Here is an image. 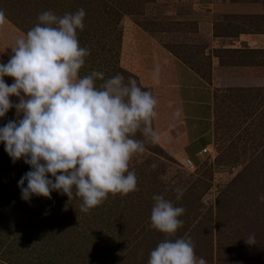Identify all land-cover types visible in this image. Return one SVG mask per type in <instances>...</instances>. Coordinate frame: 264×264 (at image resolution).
I'll list each match as a JSON object with an SVG mask.
<instances>
[{"label": "rangeland", "instance_id": "rangeland-1", "mask_svg": "<svg viewBox=\"0 0 264 264\" xmlns=\"http://www.w3.org/2000/svg\"><path fill=\"white\" fill-rule=\"evenodd\" d=\"M81 8L86 16L77 36L90 55L80 75L95 70L107 79L119 73L125 82L135 79L151 91L157 99L152 126L159 141L146 143L129 163L137 189L109 194L88 213L79 211V199L55 191L51 198L22 200L18 181L30 167L21 160L13 163L0 144V264H148L150 252L166 238L191 239L195 255L207 264H264V202L258 199L264 194V82L259 78L264 79V50L246 44L216 47L241 38L248 43V35L264 33V0H0V63L8 62L16 39L35 26L39 14L63 16ZM223 33L236 40L220 39ZM169 60L207 83L226 74L243 79L214 93V116L197 129L201 134L209 127L210 139L204 136L192 151L209 141L212 146L198 159L192 154V161L182 152L173 157L161 140L179 119L173 116L179 105ZM249 77L259 80L256 88L245 86ZM4 79L13 83L11 77ZM13 119L14 108L0 126ZM135 138L143 139L139 132ZM176 187L183 189L179 200ZM154 195L185 209L179 217L183 224L171 237L149 227ZM217 220L227 236L223 260L216 255ZM253 234L257 244L248 245L245 239Z\"/></svg>", "mask_w": 264, "mask_h": 264}, {"label": "clouds", "instance_id": "clouds-1", "mask_svg": "<svg viewBox=\"0 0 264 264\" xmlns=\"http://www.w3.org/2000/svg\"><path fill=\"white\" fill-rule=\"evenodd\" d=\"M85 16L83 8L63 16L42 12L35 26L16 39L8 62L0 63V119L10 109L16 111V119L0 126V144L13 163L23 160L30 167L18 181L22 200L51 198L55 191L79 199V211L88 213L109 194L126 195L137 189L129 163L145 151L146 143H157L159 134L152 126L157 99L135 79L125 82L119 73L105 79L95 70L80 75L90 55L77 36ZM153 75L159 76V67ZM4 77L13 78V83L8 85ZM97 81L103 82L97 85ZM138 132L143 139L135 138ZM174 191L181 199L183 189ZM152 199L149 227L173 236L183 224L179 217L185 209L163 195ZM258 199L264 202V194ZM245 242L257 244L255 235ZM148 264L207 261L195 255L191 239L166 238L150 252Z\"/></svg>", "mask_w": 264, "mask_h": 264}, {"label": "crops", "instance_id": "crops-1", "mask_svg": "<svg viewBox=\"0 0 264 264\" xmlns=\"http://www.w3.org/2000/svg\"><path fill=\"white\" fill-rule=\"evenodd\" d=\"M232 5H230L231 7ZM229 7V9H230ZM235 8V7H234ZM245 8V7H244ZM245 10V9H243ZM232 10H229V12ZM233 12V11H232ZM246 13V12H244ZM228 15V14H227ZM230 15V13H229ZM3 24H1L2 26ZM243 37V36H242ZM248 43L242 38L238 43H218V47L221 50H230L233 45L240 46L241 44H246L252 50H264V33L258 32L257 34H251L245 37ZM222 40H236L226 37H220ZM154 50L159 53L156 46H153ZM217 48V49H218ZM214 48H212L213 50ZM170 61L171 71H170V83L171 90L173 93L176 103L179 105L178 120L176 123H171V126L167 128V131L163 134L162 144H166L167 151L174 156H177L182 152L184 159H190L193 154L195 158H198V154L205 148L211 147V142L209 141L201 149L194 153L192 147L204 136L209 137L208 132L210 128L199 134L198 126L200 123H206L207 125L211 122L213 118V98L214 93L217 90H222L226 88L235 87V84L240 83L243 79L235 78L232 74L224 75L223 78L216 79V82L211 80L207 83L201 79L196 73L185 68L183 64H176L173 60ZM185 66V67H184ZM251 66H249L246 71H251ZM262 79L264 82V79ZM232 81V82H231ZM235 81H237L235 83ZM259 80L249 77L245 80V86L256 88V84ZM249 82V83H246ZM226 85V86H225ZM264 85V83H263ZM248 89V88H246ZM171 96V95H170ZM174 121V120H173ZM210 139V137H209ZM192 161V160H191Z\"/></svg>", "mask_w": 264, "mask_h": 264}, {"label": "trees", "instance_id": "trees-1", "mask_svg": "<svg viewBox=\"0 0 264 264\" xmlns=\"http://www.w3.org/2000/svg\"><path fill=\"white\" fill-rule=\"evenodd\" d=\"M225 36H226V34L223 33L222 37H225ZM9 114L12 115V113H9ZM21 161L23 162V160H21ZM224 194H225V192H222L221 196H224ZM216 205H220V201L216 200ZM217 236L218 237H217L216 255H217V258H219V260H223L224 257H226V254H227V251H228V245L225 242L226 239H227V236L224 234L220 224L218 223V220H217ZM2 244H3V241H1V245ZM231 246L236 247V244L235 245L231 244Z\"/></svg>", "mask_w": 264, "mask_h": 264}, {"label": "built area", "instance_id": "built-area-1", "mask_svg": "<svg viewBox=\"0 0 264 264\" xmlns=\"http://www.w3.org/2000/svg\"><path fill=\"white\" fill-rule=\"evenodd\" d=\"M206 149V148H205ZM205 149H203L202 151H203V153L206 151Z\"/></svg>", "mask_w": 264, "mask_h": 264}]
</instances>
